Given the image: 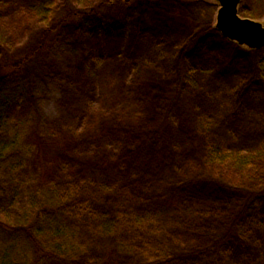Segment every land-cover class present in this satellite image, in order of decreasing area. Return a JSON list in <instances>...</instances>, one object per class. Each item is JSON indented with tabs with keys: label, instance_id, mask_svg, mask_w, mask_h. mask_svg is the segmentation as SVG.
Listing matches in <instances>:
<instances>
[{
	"label": "rangeland",
	"instance_id": "1",
	"mask_svg": "<svg viewBox=\"0 0 264 264\" xmlns=\"http://www.w3.org/2000/svg\"><path fill=\"white\" fill-rule=\"evenodd\" d=\"M39 1L0 0V37L8 51L25 45L35 32L40 9L34 5ZM77 1L76 7H100L101 30L88 40L75 31L60 33L59 46H65L61 57L41 53L38 62L28 67L30 77L53 75L45 79L47 92L14 100L1 117L0 129L25 118H33L38 129V119L44 116L47 132L42 140L31 135L36 146L33 158L13 171L11 183L0 180V187L16 189L0 197V204L15 198L24 202L38 186L83 176L101 182L115 197L120 183L125 187L131 180L141 181L143 193L157 199L146 211L153 213L152 220L162 229L167 226L162 237L176 233L181 240L178 249L193 248L205 230L213 228L210 224L220 225L240 205L243 196L230 191V186L244 191L264 184V175L259 178L245 166V159L244 167H235L234 157H257L264 145V85L244 96L237 117L227 115L235 111L232 88L247 81L255 68L264 82V46L251 49L226 38L216 27L217 0H124L125 6H110L117 0ZM52 3L48 8L58 20L66 0ZM238 13L264 23V0H241ZM233 51L229 66L223 68ZM184 80L188 84L180 97V112L195 139L181 132L182 116L171 113L172 128L164 137L157 136L161 142L157 150L152 146L136 151L150 136H134L132 129L140 126L148 135L155 134L154 127L166 118ZM151 94L161 98V106L154 104L153 109ZM204 128L212 134V144L222 149L219 159L206 153L211 144L202 141ZM259 129L262 135L257 134ZM133 152L139 157L132 158ZM153 159L165 166L146 176V162ZM199 175L221 177L218 181L226 188L213 191L197 186ZM116 201L121 203L118 197ZM261 225L262 230L251 233L247 247L226 264H256L264 259V218ZM87 239L90 257L76 264H119L125 252L120 240L101 235Z\"/></svg>",
	"mask_w": 264,
	"mask_h": 264
},
{
	"label": "trees",
	"instance_id": "2",
	"mask_svg": "<svg viewBox=\"0 0 264 264\" xmlns=\"http://www.w3.org/2000/svg\"><path fill=\"white\" fill-rule=\"evenodd\" d=\"M69 2L70 0H66V4L62 5L63 16L58 20L57 18L54 20L53 10L48 8L53 4L52 0H42L35 4L34 7L40 9H37L40 11L37 28L31 34L29 41L13 52L8 51L7 43L0 37V121H3L2 115L6 116V110L14 100L27 98L31 92L40 96L45 95L47 92L45 79L48 80L53 75L44 77L33 74L30 77L27 70L30 64L38 62L41 53L48 58L50 55L57 59L61 57L65 46H59L60 33L69 35L70 32L75 31L81 34V38L88 40L92 34L101 30L100 21L103 16L100 7L80 8L76 7L79 4L77 0ZM123 4L128 5V2L117 0L110 3V6H125ZM235 53L233 51L224 60L223 68L229 66ZM253 72L254 74L247 81L232 88L235 111H227V115L230 113L231 118L240 114L244 96L264 85V82L256 76L258 68ZM187 84L188 80H184L183 89L176 93L167 108L166 118L154 127L155 134L148 135L145 128L140 126L137 130L132 129L134 136L140 133L150 136L144 146L138 145L136 151H143L144 147L152 146L155 151L157 150L160 137H164L172 128L171 113L182 116L179 117L181 132L189 140L195 139L196 133L191 125L186 123L179 106L181 94L186 92L184 90ZM144 99L140 102H144ZM149 100L153 109L154 104L161 106L163 102L154 94H151ZM36 125L38 129L35 128L33 118H25L0 129V180L5 185L11 183L10 178L14 170L26 166L33 158L36 146L30 140L31 135H38L42 140L47 132L48 124L44 116L38 119ZM256 132L262 135L261 129ZM211 135L208 134L207 129L205 131V128L200 134L204 143L209 141L211 144V146L207 145L206 153L219 159L222 149L212 144ZM131 154L132 158L139 157L135 156L134 152ZM234 157L235 167L243 165L242 160L245 159V166H250L258 173L259 178H263L264 145L255 159L239 154ZM146 164V174L144 173L146 176L153 169L165 166L160 164L158 159ZM87 177L68 179L61 184L53 182L41 185L28 193L24 202L14 197L15 199L5 200V204H0V264H76L90 257L91 245L87 239L89 235L109 236L120 240L125 248L124 255L120 258L123 264H135L136 259H138L137 264H226L238 253L237 251L247 247V241L253 231L262 230L264 184L261 188H249L244 191L236 185L230 186V191L243 196L240 205L231 210L232 217L224 219V222L219 223L220 225L210 224L213 228L205 230L202 241L200 239L196 242L193 248L181 250L177 247L181 243L178 234L162 237L167 226L164 225L162 229L158 221L152 220L153 213L146 211L157 199L153 197L154 194L149 196L143 193L140 188L141 181L131 180L125 187L120 183L117 188L120 190L116 196L121 203L117 204L113 190L107 189L99 181L90 179L91 176ZM212 177L213 175L206 177L199 175L196 177L197 186H208L213 191L226 188L227 184L218 181L221 177L218 179ZM14 191L16 189L0 187V197L7 196L11 192L14 194ZM151 191L152 189L148 193ZM158 201H161L160 198ZM205 217L208 215L206 214ZM171 227L180 229L179 225H171ZM199 230L201 232L200 228ZM173 242L174 245L171 246ZM120 260L119 264H122ZM256 264H264V259Z\"/></svg>",
	"mask_w": 264,
	"mask_h": 264
},
{
	"label": "water",
	"instance_id": "3",
	"mask_svg": "<svg viewBox=\"0 0 264 264\" xmlns=\"http://www.w3.org/2000/svg\"><path fill=\"white\" fill-rule=\"evenodd\" d=\"M220 8L216 27L231 41L257 49L264 46V23L239 16L241 0H217Z\"/></svg>",
	"mask_w": 264,
	"mask_h": 264
}]
</instances>
